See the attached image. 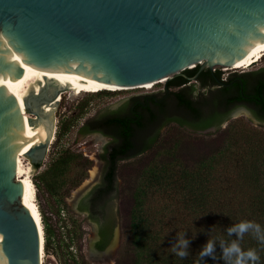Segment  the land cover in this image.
I'll return each mask as SVG.
<instances>
[{
    "label": "water",
    "instance_id": "obj_1",
    "mask_svg": "<svg viewBox=\"0 0 264 264\" xmlns=\"http://www.w3.org/2000/svg\"><path fill=\"white\" fill-rule=\"evenodd\" d=\"M263 55L264 0H0V264H41L29 177L55 136L60 88L138 86Z\"/></svg>",
    "mask_w": 264,
    "mask_h": 264
},
{
    "label": "trees",
    "instance_id": "obj_2",
    "mask_svg": "<svg viewBox=\"0 0 264 264\" xmlns=\"http://www.w3.org/2000/svg\"><path fill=\"white\" fill-rule=\"evenodd\" d=\"M198 69L199 64L183 70L186 76H173L161 89L131 95L117 109L88 117L80 126L81 132L99 131L109 137L100 154L102 181L95 190L102 197L112 195L111 199L119 194V162L155 148L166 130L215 128L218 133L214 137L217 143L192 161L178 153L182 140L177 139L144 166L131 192L125 224L123 254H129L133 264H226L220 239L215 242V258L201 259L199 251L212 238L236 239L235 234L227 236L234 223L252 220L264 225V66L243 71L234 68L227 75L220 68ZM88 102L89 98L81 99L76 113L59 118L53 141L56 147L45 167L32 178L37 191L54 200L58 228L67 229L68 240L64 241L38 205L44 252L55 255L61 264H88L78 244L83 233L80 222L73 219L67 227L63 221L69 210L65 196L86 178L91 161L68 146L57 148L78 116L85 113ZM238 107L248 109L259 123L243 115L229 118ZM41 166L33 164L35 169ZM79 208L86 209L82 201ZM180 232L189 240L188 255L183 258L170 251ZM241 244L245 249L256 248L259 264H264V246L251 234H245ZM73 245L80 254L69 249Z\"/></svg>",
    "mask_w": 264,
    "mask_h": 264
},
{
    "label": "rangeland",
    "instance_id": "obj_3",
    "mask_svg": "<svg viewBox=\"0 0 264 264\" xmlns=\"http://www.w3.org/2000/svg\"><path fill=\"white\" fill-rule=\"evenodd\" d=\"M264 66V55L255 62L252 69L259 68ZM247 68V69H248ZM235 70L230 68L225 70V75L229 72ZM246 70V68H239L238 71ZM165 81L156 82L152 87H135L130 89H124L118 92L111 94L97 95L90 92L73 90H66L62 94V98L58 101V104L54 108V119L56 124V129L58 126L59 118L62 116H69L73 113H76L78 104L81 99L89 98L88 105L86 107L85 113L78 116L76 123L70 128V130L63 135L57 148L62 146H68L75 151L81 152L83 156L88 158L91 161V165L87 170V176L84 178L80 184L70 190L67 196H65V201L68 205L69 210H65V220L66 226L69 227L74 220L80 222L82 226V238L78 241L80 244V250L82 256L88 264H133L132 257L129 254H123V246L125 243V228L127 223V216L129 209L132 204L131 192L133 186L136 183L141 171L144 166L155 156H158L163 149L169 148L177 139H181V143L178 147V153L187 161H192L196 159L200 154L204 153L206 149H209L211 146H214L217 141L214 137L218 134L215 128H209L202 132H188L182 128L171 127V130H166V132L161 137L160 143L153 149L146 151L141 155H137L133 158L120 161L118 164L117 170V182L119 185V194L114 199L111 204V211L116 217L117 224L114 229L113 237L116 238V243L114 247L111 246L106 248L101 254L96 253L95 256H90V249L94 248V242L96 238L95 226L88 219H85L82 214L77 212L76 204L80 196L86 193L98 180L100 176V171L103 166V161L100 158V154L103 152L104 146L107 143L108 138L102 136L96 132L84 133L80 131V126L83 121L91 116H96L102 114L110 109H117L122 105L131 95L141 94L148 91L158 90L163 87ZM20 114H27L25 111L21 110ZM29 116L33 117L32 114L28 113ZM243 116L250 118L252 123L258 124L259 122L253 120L252 117L246 113H242ZM226 122L221 124V128L225 126ZM264 126L263 124H261ZM209 132V133H208ZM208 133V134H207ZM183 135V137H182ZM207 142L204 140L200 141L202 138H208ZM211 137V139H210ZM55 136L50 144L45 159L42 163L41 168L36 169L32 174L31 178L36 177V174L39 170L45 167V164L48 162V158L51 152L55 149L56 146L53 145ZM57 145V144H56ZM165 155L164 153H162ZM36 189V187H35ZM36 202L40 205V208L48 216L49 222L56 228L57 235L61 238H65L64 241H67L66 237V228H58L57 217L53 212L52 207L55 206V202L51 198H47L46 193L37 191L36 189ZM73 245L70 247V250L78 252L79 249H76ZM112 248V249H111ZM43 264H61L60 260L53 254H45L43 259Z\"/></svg>",
    "mask_w": 264,
    "mask_h": 264
},
{
    "label": "clouds",
    "instance_id": "obj_4",
    "mask_svg": "<svg viewBox=\"0 0 264 264\" xmlns=\"http://www.w3.org/2000/svg\"><path fill=\"white\" fill-rule=\"evenodd\" d=\"M235 234L236 239L225 240L224 238H212L199 251V257L212 256L215 258V242L220 239L222 257L226 264H259L261 257L256 248H243L241 241L245 234H251L260 246H264V225L252 221L242 220L234 223L227 229V236L230 238ZM189 240L185 238L184 232L178 234V239L170 248V251L177 257L183 258L188 255Z\"/></svg>",
    "mask_w": 264,
    "mask_h": 264
},
{
    "label": "flooded vegetation",
    "instance_id": "obj_5",
    "mask_svg": "<svg viewBox=\"0 0 264 264\" xmlns=\"http://www.w3.org/2000/svg\"><path fill=\"white\" fill-rule=\"evenodd\" d=\"M93 132L101 134L102 136H106L108 138L107 142L109 141V137L107 135L99 131ZM101 181L102 168L100 171L99 180L86 193L79 197L76 204L77 212L82 214L85 219H88L95 226V245L94 248L92 247L89 251L91 257L95 256L96 253L101 254L107 247L109 248L113 238L114 229L117 224L116 217L111 211V204L115 198L111 199L110 196L112 195H106L105 197H102L101 191L96 192L95 190V187L100 184ZM81 201L86 209L79 208V203ZM90 214L96 218L91 217Z\"/></svg>",
    "mask_w": 264,
    "mask_h": 264
},
{
    "label": "bare ground",
    "instance_id": "obj_6",
    "mask_svg": "<svg viewBox=\"0 0 264 264\" xmlns=\"http://www.w3.org/2000/svg\"><path fill=\"white\" fill-rule=\"evenodd\" d=\"M259 59L257 61H259ZM257 61H255V62H257ZM250 66L232 64V68H244L245 69V68H248ZM161 81H163V79ZM154 83H155L154 81L153 82H146V83L138 85V86H130V87H123V86H96V87L60 88L59 100L62 98V94L64 92H66V90H73L75 92H78V91H83V92H87L88 91V92H90V91H98V90H102V89L120 90V89H130V88H134V87H147V88H149V87H152L154 85ZM20 111L21 110L19 109V112ZM53 112H54V109H53ZM20 116L29 117L28 113L27 114H20ZM31 176L29 177L30 189H31L32 196H33V199H34V203H35V207H36V211H37V216H38V220H39V224H40L41 233L43 234V231H42V227L43 226H42L40 209L38 207V203L36 202V189H35V185H34V182H33L32 178H31ZM43 243H44V239H43V236H42V244ZM115 243H116V238L113 237L112 240H111L110 246L113 248ZM44 255H45V252H44V247H43V249L41 248V264H43Z\"/></svg>",
    "mask_w": 264,
    "mask_h": 264
}]
</instances>
